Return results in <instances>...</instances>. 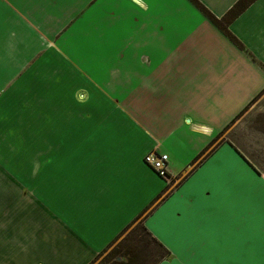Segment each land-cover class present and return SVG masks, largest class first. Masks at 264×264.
Returning <instances> with one entry per match:
<instances>
[{"label":"crops","instance_id":"obj_1","mask_svg":"<svg viewBox=\"0 0 264 264\" xmlns=\"http://www.w3.org/2000/svg\"><path fill=\"white\" fill-rule=\"evenodd\" d=\"M229 30L247 51L192 0H0V143L36 126L0 264H89L138 216L169 264H264V166L224 133L264 90V0Z\"/></svg>","mask_w":264,"mask_h":264},{"label":"rangeland","instance_id":"obj_2","mask_svg":"<svg viewBox=\"0 0 264 264\" xmlns=\"http://www.w3.org/2000/svg\"><path fill=\"white\" fill-rule=\"evenodd\" d=\"M35 129L33 127L28 132H13L12 140L7 143L5 148L0 143V193L7 192L9 194L7 198L0 197L1 206L16 207L22 202L34 204L36 187V150L33 148L36 145ZM224 133L230 136L237 146L258 164L260 169L262 168L264 165V90L227 126ZM21 155L24 156L22 160ZM28 189L30 190L29 195L25 197V191ZM116 244L106 248L89 264H116L117 260H123L124 257L121 255H112Z\"/></svg>","mask_w":264,"mask_h":264},{"label":"trees","instance_id":"obj_3","mask_svg":"<svg viewBox=\"0 0 264 264\" xmlns=\"http://www.w3.org/2000/svg\"><path fill=\"white\" fill-rule=\"evenodd\" d=\"M192 1L238 47L247 51L245 45L229 30V24L255 0H237V2L221 17H218L215 14H213L199 0H192ZM247 106L241 112H243L247 108ZM240 114L241 113H239L236 116V118ZM139 218L140 216L135 218V220L131 222L126 228H124L122 232L106 247L109 248L111 245L117 243L115 246V250H113L114 252L112 255H121L122 257H124L125 260L124 259L120 261L117 260L116 264H146L148 260L154 258L151 249L145 248L144 241L145 238L149 236V234L153 238L155 237L144 226L142 220H140L138 224L133 227V225L139 220ZM129 229H131L130 232L124 235ZM155 239L157 240V243L163 246V244L157 238ZM106 248L104 249V251L106 250Z\"/></svg>","mask_w":264,"mask_h":264},{"label":"built area","instance_id":"obj_4","mask_svg":"<svg viewBox=\"0 0 264 264\" xmlns=\"http://www.w3.org/2000/svg\"><path fill=\"white\" fill-rule=\"evenodd\" d=\"M144 162L150 166L157 174L165 179L170 177L169 156L167 153H160L153 150L145 155Z\"/></svg>","mask_w":264,"mask_h":264},{"label":"snow or ice","instance_id":"obj_5","mask_svg":"<svg viewBox=\"0 0 264 264\" xmlns=\"http://www.w3.org/2000/svg\"><path fill=\"white\" fill-rule=\"evenodd\" d=\"M144 246L145 248L151 249L154 255V258L148 260L146 264H169L167 258L170 255V252L162 245L157 243V240L153 238L150 234L145 238Z\"/></svg>","mask_w":264,"mask_h":264}]
</instances>
